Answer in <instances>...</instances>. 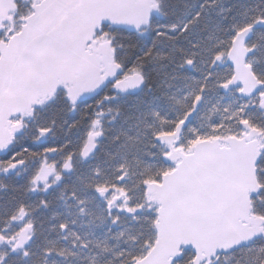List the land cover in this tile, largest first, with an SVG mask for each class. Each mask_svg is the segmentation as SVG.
I'll return each mask as SVG.
<instances>
[{
	"label": "snow or ice",
	"instance_id": "6c2138e0",
	"mask_svg": "<svg viewBox=\"0 0 264 264\" xmlns=\"http://www.w3.org/2000/svg\"><path fill=\"white\" fill-rule=\"evenodd\" d=\"M126 3L144 11L79 18L76 30L46 19L50 7ZM11 4L0 13V180L14 195L0 196V264H264V3L244 0L230 17L218 0L167 12L163 0ZM42 48L72 74L49 60L54 80L9 98L12 66L40 65ZM131 119L135 135L123 130ZM211 146L242 153L250 171L251 194L219 218L171 199Z\"/></svg>",
	"mask_w": 264,
	"mask_h": 264
},
{
	"label": "water",
	"instance_id": "95a60500",
	"mask_svg": "<svg viewBox=\"0 0 264 264\" xmlns=\"http://www.w3.org/2000/svg\"><path fill=\"white\" fill-rule=\"evenodd\" d=\"M9 7L14 8L11 0H0V13ZM144 5L139 3H126L119 8L111 9H76L69 15L62 8H48L46 19L55 24L67 23V19L73 21L72 28L76 30L79 18L92 19L95 17H111L114 20H122L142 14ZM153 15H156L154 12ZM29 28L34 36L39 34L40 28L29 19ZM19 39V38H18ZM41 63L35 67L21 64L12 66L11 77L16 84L7 90L9 98H15L26 94L29 86L38 80L47 77L49 80L56 78L55 74L46 69L49 60H54L58 69L67 74H72L73 64L64 57L56 56L50 48L40 50ZM5 129L0 126V135ZM199 158L189 168L184 179L171 193V199L180 208H196L210 216L219 218L224 211L234 206L242 191L249 189L250 171L246 157L242 153L226 154L220 152L215 146L206 149H198Z\"/></svg>",
	"mask_w": 264,
	"mask_h": 264
},
{
	"label": "trees",
	"instance_id": "16d2710c",
	"mask_svg": "<svg viewBox=\"0 0 264 264\" xmlns=\"http://www.w3.org/2000/svg\"><path fill=\"white\" fill-rule=\"evenodd\" d=\"M262 3H264V0H261ZM192 3V0H163V4H162V10L167 12L170 11L172 6L174 5L177 10H179L180 8H182L185 4L190 5ZM247 5L244 4V0H218V4H217V10H219V8H232L233 11L230 13H226V15H228L229 17L232 16L233 14H235L236 12H242L244 10V7H246ZM24 10V6L23 4L21 5V11ZM218 19V18H217ZM130 104L131 101H129L128 104L124 105V114L128 115L129 111H130ZM204 115L207 117L208 113H204ZM216 118V114H213L211 119H215ZM123 119V117L121 118V120ZM121 120L117 121V127L120 126L121 124ZM59 118H58V123H59ZM135 120L131 119L128 120L126 123L123 124V130L127 131L129 135H135L137 132V128L135 127ZM201 125H205L206 121L205 120H201L200 121ZM201 131H206V127H201L200 129ZM62 134V132H61ZM10 184V183H9ZM11 187L8 188V191L5 190V192L11 193ZM12 196V193L10 195V197ZM6 198V197H5ZM9 197H7L6 199L8 200ZM85 264H87V261H85Z\"/></svg>",
	"mask_w": 264,
	"mask_h": 264
},
{
	"label": "flooded vegetation",
	"instance_id": "af4514ba",
	"mask_svg": "<svg viewBox=\"0 0 264 264\" xmlns=\"http://www.w3.org/2000/svg\"><path fill=\"white\" fill-rule=\"evenodd\" d=\"M0 183H2L4 185V190L0 193V196H2L4 198V201H7V197H10L11 193L12 195H14V193L11 191V193L5 192L8 191V188L11 187V182L10 181H0ZM10 183V184H9ZM16 195L18 196L19 194L16 193ZM6 197V198H5ZM0 203H3V201H0Z\"/></svg>",
	"mask_w": 264,
	"mask_h": 264
},
{
	"label": "rangeland",
	"instance_id": "374dc122",
	"mask_svg": "<svg viewBox=\"0 0 264 264\" xmlns=\"http://www.w3.org/2000/svg\"><path fill=\"white\" fill-rule=\"evenodd\" d=\"M258 58H260V57H258ZM261 59V63H264V58H260ZM0 181H2V180H0ZM5 188H4V186L3 187H0V193L4 190Z\"/></svg>",
	"mask_w": 264,
	"mask_h": 264
}]
</instances>
